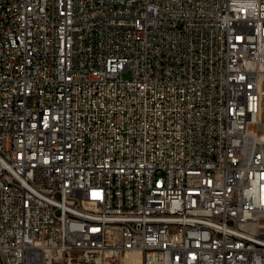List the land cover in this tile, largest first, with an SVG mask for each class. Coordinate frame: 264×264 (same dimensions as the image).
<instances>
[{"label": "built area", "instance_id": "obj_1", "mask_svg": "<svg viewBox=\"0 0 264 264\" xmlns=\"http://www.w3.org/2000/svg\"><path fill=\"white\" fill-rule=\"evenodd\" d=\"M0 264H264V0H0Z\"/></svg>", "mask_w": 264, "mask_h": 264}, {"label": "rangeland", "instance_id": "obj_2", "mask_svg": "<svg viewBox=\"0 0 264 264\" xmlns=\"http://www.w3.org/2000/svg\"><path fill=\"white\" fill-rule=\"evenodd\" d=\"M125 77H126V78H127V77H130V74H129V73L125 74Z\"/></svg>", "mask_w": 264, "mask_h": 264}]
</instances>
